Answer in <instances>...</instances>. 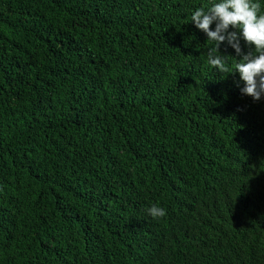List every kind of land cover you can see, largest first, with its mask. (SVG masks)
<instances>
[{
	"label": "trees",
	"instance_id": "trees-1",
	"mask_svg": "<svg viewBox=\"0 0 264 264\" xmlns=\"http://www.w3.org/2000/svg\"><path fill=\"white\" fill-rule=\"evenodd\" d=\"M217 2L0 0V264H264V95L190 23Z\"/></svg>",
	"mask_w": 264,
	"mask_h": 264
},
{
	"label": "clouds",
	"instance_id": "clouds-1",
	"mask_svg": "<svg viewBox=\"0 0 264 264\" xmlns=\"http://www.w3.org/2000/svg\"><path fill=\"white\" fill-rule=\"evenodd\" d=\"M259 0H219L207 9H195L190 23L206 34V42H214L215 47L209 49L207 62L220 73L229 72L225 64V56L219 53L222 43L227 42L242 56L234 66L244 87L242 95L253 101H259L264 95V12L261 11ZM215 25V30H212ZM254 48V53L242 54L240 41ZM153 219L167 215L166 209L153 204L146 209Z\"/></svg>",
	"mask_w": 264,
	"mask_h": 264
}]
</instances>
